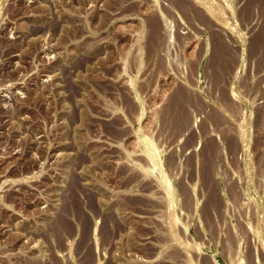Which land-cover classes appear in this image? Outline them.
Instances as JSON below:
<instances>
[{"label": "rangeland", "instance_id": "obj_1", "mask_svg": "<svg viewBox=\"0 0 264 264\" xmlns=\"http://www.w3.org/2000/svg\"><path fill=\"white\" fill-rule=\"evenodd\" d=\"M0 264H264V0H0Z\"/></svg>", "mask_w": 264, "mask_h": 264}, {"label": "bare ground", "instance_id": "obj_2", "mask_svg": "<svg viewBox=\"0 0 264 264\" xmlns=\"http://www.w3.org/2000/svg\"><path fill=\"white\" fill-rule=\"evenodd\" d=\"M174 99H175V98H174ZM174 101H176V100H174ZM176 103H178V102H176ZM172 105H173V103H172ZM169 106L171 107V105H169ZM174 107H175V106H174ZM167 108H168V107H167ZM176 108H177V106H176ZM176 108H175V109H176ZM167 111H168V110H167ZM167 111H166V112H167ZM167 115H168V114H167Z\"/></svg>", "mask_w": 264, "mask_h": 264}]
</instances>
